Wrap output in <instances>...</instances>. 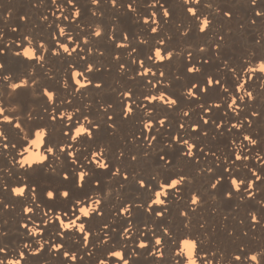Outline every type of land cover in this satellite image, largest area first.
Listing matches in <instances>:
<instances>
[{"label":"bare ground","instance_id":"6f19581e","mask_svg":"<svg viewBox=\"0 0 264 264\" xmlns=\"http://www.w3.org/2000/svg\"><path fill=\"white\" fill-rule=\"evenodd\" d=\"M128 4L132 7L128 8ZM161 4L168 9L169 16L162 15ZM187 7H196L200 19L195 20L186 12L184 0H116L115 5L111 0H100L98 4L93 0H73L72 3L68 0H55V3L53 0H0V63L10 69L5 75L12 77L0 82V103L6 109L0 115V124L4 116L10 115L13 124H22L23 134H28L29 128L39 131L38 126H47L53 133L54 143L60 147L70 144L68 151L76 152L78 157L83 153L89 159L103 151L104 155L96 159L102 163L109 161L115 166L113 171L118 168L128 176L125 181L122 175L111 176L93 165L95 173L84 188L65 186L62 176L65 168L75 167L77 173L88 172L89 168L79 167V164L86 165L83 158L73 165L76 158L65 160L59 151L55 156L47 153L48 166H36L35 170L21 168L18 162L24 157L43 155L45 148L53 145L31 144V140L37 139L33 132L28 142L21 146L17 142L21 139L16 135L18 130L6 126L5 135L16 147L10 144L5 149L0 144V227L7 233L0 244L10 250L23 251L28 264H63L65 258L54 254V250L38 258L40 260L30 256L29 250L36 251L38 244L46 247L49 241L63 243L65 250H71L70 255L78 257V264H96L98 260L105 264H123L118 257L111 256L113 251L123 252L129 264L133 261L153 264L147 251L137 249L140 255L133 252L140 243L147 244L153 252L165 248V262L173 264L175 253L180 251L177 242L186 238L201 244L202 250L196 257L200 264H235L234 257L241 255V250L249 256L264 252V73L259 71L264 57V19L255 14L264 10V0H256V4L251 0H200L199 6L192 0ZM227 11H231V17L224 15ZM205 18L211 26L201 32L197 25L202 26ZM151 27L158 31L151 32ZM97 31L101 36L94 35ZM62 45L67 46L71 54L64 52ZM26 48L35 49L37 60L29 61L23 56ZM158 48L165 56L162 63L155 55ZM168 51L172 52L171 58H168ZM16 52L21 56L17 57ZM41 56L44 57L42 61L39 60ZM141 60L143 66L139 63ZM186 65L195 66L199 72H186ZM89 67L92 72L86 70ZM145 69L150 70L146 76L138 75ZM160 72L164 76H160ZM177 74L190 79L179 78ZM209 76L220 79L221 85H205L203 81ZM25 79L28 86L10 96L12 88L7 85L22 83ZM89 80L92 83L88 87H80ZM193 80L215 90L216 95L209 100L205 94L198 100L187 99L185 94ZM96 84L101 87L96 88ZM233 85L240 91H235ZM44 89L55 94V103L43 94ZM167 91L173 96L167 95ZM129 92L134 95L129 97ZM247 92H251L255 100L250 99ZM145 96L157 97L155 108ZM160 96H164V100L179 97L178 107L164 103ZM233 99L236 104L232 108L224 106L232 104ZM122 103L139 104L140 108L131 118L121 117ZM200 105L213 110L202 111ZM215 105L220 107L217 109ZM13 108L17 109L14 114L9 111ZM253 112L259 115L252 116ZM61 115L65 117L63 124L58 122ZM69 115H74L80 124L87 126L88 120H92L101 128L93 129L91 140L85 138L79 143L67 140L62 131L73 135L78 126L68 120ZM51 116H56L57 121H52ZM200 118L209 120V124L200 125L199 132L193 133L191 129ZM156 119H165L166 127L157 124L158 131L147 132L149 140H145L141 136L143 124H155ZM212 121L221 127H215ZM180 124L184 125L183 129ZM204 132L208 135H203ZM175 135L197 144L203 148V153L193 149L195 157L183 156L182 150L187 152L188 148L183 144L177 146L171 140ZM152 136H157L158 142L151 141ZM245 136L256 139L257 145L244 140ZM165 150V159L170 161L167 167L157 159ZM145 151L149 153L147 157L142 155ZM132 155L136 160L131 159ZM236 156L242 159L236 160ZM252 173L261 179L255 180L248 191L241 185L237 192L231 180L252 183L255 179ZM150 176L155 177L151 182ZM165 176L172 179L184 176L186 183L179 191L169 189V195L161 197L165 205L155 206L157 211L165 210L161 217L149 209L154 207L152 202L156 196L153 193L161 191L160 184L167 183ZM97 179L103 185L102 191ZM137 179H144L147 191L137 185ZM218 180L217 187L211 188L210 185ZM25 185L35 192L26 190L21 197L11 191ZM57 187L61 191L72 187L73 199H83V204L76 205V216H81L80 207L95 206L94 201L102 202L104 215L82 217L77 221L70 211L71 201L62 197L54 201L47 199L46 190ZM229 191L231 197L227 196ZM249 193L255 195L249 196ZM191 197H199L198 205H190ZM122 207L129 208L131 214L117 215ZM26 208L35 211L25 214ZM193 208L195 211L191 210ZM64 212L68 213L63 216L65 223L75 221L78 225L83 222L86 232L82 234L73 228L69 230L70 235H58L65 229L57 228L53 220ZM182 212H188V216H182ZM24 224L28 225L27 229L22 227ZM105 224L109 227L104 228ZM33 229H43V234L28 235ZM164 229L168 230V235L162 237ZM88 232L92 235L81 241V236ZM157 238H162L164 243L153 247ZM0 259H4V254H0ZM7 259L23 262L24 257L9 255ZM242 261L243 264H256L243 257ZM69 264L77 262L69 261Z\"/></svg>","mask_w":264,"mask_h":264},{"label":"snow or ice","instance_id":"6c2138e0","mask_svg":"<svg viewBox=\"0 0 264 264\" xmlns=\"http://www.w3.org/2000/svg\"><path fill=\"white\" fill-rule=\"evenodd\" d=\"M53 2L55 3V0H53ZM72 2H73V0H68V3H72ZM93 2L98 4L100 2V0H93ZM111 2L113 5L116 4V0H111ZM191 2H192V0H184L185 6H186L185 10H186V12L191 14V17L193 19L199 20L200 16L198 15L197 8L196 7H187V5ZM194 2L197 6L200 5V0H194ZM251 3L256 4V0H251ZM127 7L131 8L132 5L128 4ZM159 7L163 10L162 15H164V16L170 15L168 9L164 8V6L162 4L159 5ZM255 14L257 17L264 19V10H262L261 12H256ZM79 15H80V13H77V16H79ZM224 15L231 17L232 13H231V11H227L224 13ZM145 23H148V21L145 20ZM253 23H255V21H253ZM210 26H211V22L207 18H205L203 20L202 26L197 25V27L199 28V31H201V32H206L210 28ZM150 31L151 32H157L158 29L156 27H151ZM60 32H61V34H64L63 29H60ZM94 35L99 37V36H101V32H95ZM185 35H187V34H185ZM25 39H27V37H25ZM220 39L222 41L223 37H220ZM85 43L87 44V41H85ZM40 47L43 48V45H40ZM61 47H63L64 52L71 54V52L69 51V48L67 46L62 45ZM118 47H126V46L125 45H118ZM166 50H167V45L165 44L164 51H166ZM73 51H74V49H73ZM200 51H203V49H200ZM32 52H33V54L31 56L26 55L23 52V56L26 57L29 61L37 60L35 49H32ZM157 54L159 55V57H160L159 60L162 63L165 60V56L162 54V50L158 48L155 52L156 57H157ZM15 55L17 57H20L21 53L16 52ZM167 55H168V58H171L172 52L168 51ZM43 59H44L43 56L39 57V60L42 61ZM147 59H151V57H147ZM139 63L141 66H143L144 61L141 60V61H139ZM86 70L88 72H92L91 67L87 68ZM230 70L232 72H235V69H230ZM8 71H10V69L7 68L6 64L0 63V82L9 81L10 79H12V77L5 75V73ZM149 71H150L149 69H145L144 72L138 73V75L146 76ZM185 71L188 73L195 74V73L199 72V69L196 68L195 66L189 67L186 65ZM249 71L255 72L256 69H249ZM259 71L264 73V57L261 58ZM75 75L79 76V75H83V73H76ZM152 75L155 76L156 73H152ZM159 75L164 76V73L160 72ZM251 78L252 77H250V79ZM237 79H239V77H237ZM32 81H33V83H35L34 77H32ZM76 83L80 84V81L76 80ZM91 83L92 82L89 80L87 84H81L80 87L86 88ZM203 83L209 87H219L221 85V80L220 79L214 80L213 78H211V76H209V77L205 78ZM245 83H247V81H245ZM7 86L12 88V92L9 93V95L12 96L13 94H18V90H22L23 88L27 87L28 86V80L25 79V80H22V83L9 84ZM65 86L67 87L68 85H65ZM95 87L100 88L101 85L96 84ZM209 87H201L200 84L192 82L190 85L189 91L185 94V96L189 100H193V99L198 100L200 95L205 94L209 91ZM241 87H243V86H241ZM233 88L235 91H240V89L236 88L235 85H233ZM193 89H194V91H193ZM76 90L79 91V89H76ZM43 94L46 95L49 100L53 101V103H55V94L53 92H49L47 89H44ZM133 95L134 94L132 92L128 93L129 97H132ZM225 95H227V89H225ZM247 96L250 99L255 100V97L252 95L251 92H247ZM144 99L149 100V105H151L153 108H155V101H156L157 97L145 96ZM159 99L161 101H164V103H166V104L178 107L177 101H178L179 97L177 99H172L171 97H169L168 100H164V96H160ZM240 99H243V97H240ZM234 104H236L235 99H233L232 104L226 103L224 106L227 108H232V106ZM149 105H145V107H148ZM214 107L218 109L220 107V105H215ZM139 108H140L139 104L122 103L120 115H121V117L131 118L132 116H135L136 111H138ZM200 108L202 111H206V112H211L213 110L212 108H205L204 105H200ZM5 110L6 109L3 107L2 103H0V115H2L5 112ZM9 111L14 114L17 111V109L13 108V109H10ZM77 111H79V110L77 109ZM233 111H235V109H233ZM184 115L187 116L188 113L185 112ZM257 115H259V114L256 112L252 113V116H257ZM67 118H68V120L73 121V124L78 125L74 129L73 135H70L69 131H62V133H61L62 136L67 137V140L76 141L78 143L81 142L82 140H84L85 138L91 140L94 137L93 129L99 130L101 128V125L99 123L94 124L92 120H88L87 126H85L83 124H80L79 120L74 119V115H69ZM50 119L52 121H57L56 116H51ZM85 119H87V117H85ZM111 119H112V117H109V120H111ZM58 122L61 124H63L65 122L64 115L60 116ZM114 123L115 122L113 121V124ZM141 123L143 124L142 121H141ZM211 123L217 128L221 127V125L219 123H217L216 121H212ZM157 124L160 127H166L165 119H156L155 124H143V126L141 128V136L145 140H149L147 132L158 131L157 126H156ZM208 124H209V120L200 118L196 122V126L194 128H192L191 131L193 133H198L200 125H208ZM249 124H251V121H249ZM6 126H8L9 129L14 128V129L18 130L16 132V135L18 137H21V139L18 140L17 142L20 143L21 146H23L24 143L28 142L29 135H31L33 132H35V136L37 137V139L31 140V144L37 145L38 147H44L45 145H48V144L53 145V146L46 147L45 148V154H43V155H35V158H32V159H26L27 157H24L21 161L18 162L19 166L21 168H28V169L35 170L36 166H41V167L48 166L49 156L47 155V153H52L53 156H55L56 152L59 151L64 155L65 160H67L69 157L76 158V159H73V165L78 164L79 159L83 158L84 160H86V165L85 164H79V167L80 168H85V167L89 168L88 172L80 171L79 173L76 172L75 167L65 168L62 172L63 183L65 184V186L73 185V186L79 187L80 189L84 188L87 185L88 181L91 179V176L95 173V168L103 169V170L107 171L111 176H114V177L117 175H122L123 179L125 181H127V179H128V176L120 173V170L118 168L115 171H113V168L115 166L111 165L109 161H105L102 163L100 160L96 159V156H103L104 155L103 151L96 152L94 155H92L90 153V155H92L91 159L84 156L83 153H80L79 157H78L76 152L68 151V148H70L71 145L67 144V141H64V143L67 144V147H60L59 144L54 143V141L52 139L53 133L50 129L47 128V126H38L40 128L39 131H35L34 129L29 128L28 134H23L24 128L22 127V124L19 122L13 124V119L10 115L4 116V122H3V124H0V138H2V139H0V144H2L3 148H5V149H7L10 144L12 145L13 148L16 147V144L12 143V141L9 139V136L5 135ZM179 127L181 129H183L184 125L180 124ZM233 127H236V125H233ZM241 127H242V125H241ZM203 135L207 136L208 133L204 132ZM150 139H151V141H157V136H152ZM171 140L173 142H175L177 144V146H179L180 144L187 146V148H188L187 152H184L182 150V155L185 157H195V152L192 151L193 149H195L196 151H198L200 153H203V148H199L197 144H190L189 141L187 139H184L182 135H175V136L171 137ZM244 140H247L249 143H251L254 146L257 145V140L253 139L251 136H245ZM149 147H151V144H149ZM25 151H28V149H25ZM166 154H167V152L165 150V154H163V155L158 154V156H157V159L159 161H162L163 165L165 167H167L170 164V161L165 159ZM121 155H123V153ZM142 155L147 157L149 155V153L147 151H145L142 153ZM213 155H214V153H213ZM136 158L137 157L135 155L131 156L132 160H136ZM235 159L241 160L242 157L236 156ZM233 164H235V160L233 161ZM93 165H95V168L92 167ZM52 171L54 172L55 169H52ZM262 171H264V170H262ZM252 175L255 178L252 181V183H244L243 181L238 183L236 180L233 179V180H231V184L235 186V189L237 192L240 191L241 185H243L244 191H248L249 188L254 186L255 180L261 179V177L259 175H257L256 173H252ZM148 179H149V182H151V180H154L155 177L150 176ZM164 180L167 181V183L160 184V182L157 181V183L160 184L161 191H156L153 193L156 196V199L153 200V202H152L154 207L149 209V211L155 212L157 215H159L161 217L164 216L165 210L162 209L160 211H157L156 207H155V206L165 205V200L162 199L161 197L162 196H168L169 195V191H168L169 189H174L176 191H179L180 186L182 184L186 183L184 176H180L179 179H172L171 176H165ZM96 183L98 185H100L99 190L102 191L103 185H102L101 181L99 179H97ZM136 183L141 189H143L145 191L148 190L144 179H137ZM219 183H220V181L218 180L216 183H212L210 185V187L215 189L217 187V184H219ZM16 189H20V191L17 192ZM26 190L32 191L33 193L35 192V189L29 188L28 185H25L24 187L11 189V191L15 192L18 196H21V197L24 196ZM254 195H255L254 193H249V196H254ZM73 196H74V193H73L72 187H69L68 190H64V191H61V189L58 187L54 188L53 190H46V197L49 201H54L57 199V197H62L66 201H71L72 206L70 208V211H71L72 215L75 216L77 221H80L82 219V217L92 218L94 216L102 217L104 215V212L101 211L102 202L94 201L93 204L95 206H93L91 208H89L87 206L80 207L78 209V211L81 213V216H76V211H77L76 205L83 204V199H73ZM85 196H87V193H85ZM227 196L231 197L232 192L229 191L227 193ZM198 203H199V197H191L190 198V205H198ZM37 207H39V205H37ZM130 207L131 206H129V208ZM129 208H123L122 207V208L118 209L117 215H120L121 213H125V214L130 215L131 213L129 211ZM191 210L195 211L194 208ZM34 211H35V209H33V208L24 209L25 214L33 213ZM43 214L45 216L48 215V213H46V212H44ZM67 215H68V213L64 212L62 214V216H57L53 220V223L57 226V228L65 229L64 233H58V235H61V236L70 235L71 233L69 232V230H71L73 228H76L82 234L86 232V224L83 222L79 223L78 225L76 223H73V221L65 223L63 220V216H67ZM181 215L184 217H187L188 212H182ZM26 218L31 219V216L26 215ZM252 219L256 220V217H252ZM44 223H47V222L44 221ZM65 225H67V227H65ZM22 227L24 229H27L28 225L24 224V225H22ZM103 227L107 228L109 226L107 224H105ZM101 231H103V228L101 229ZM124 231L126 233L128 231L127 228H125ZM42 234H43V229L35 230V231L28 233V235H35V236H41ZM6 235H7V233L3 230L2 227H0V240H2V238L5 237ZM91 235H92L91 232H88L87 235H82L81 241L86 240ZM166 235H168V230L164 229L161 233V236L163 237ZM102 242L107 243V241H102ZM163 243H164V241L162 238H157L155 240L153 247H155L156 245H162ZM181 245H183V246L181 247ZM187 245H191L192 264H200V262L198 261V259L196 257L198 256L199 252L202 250L201 244L198 243L197 240L191 239V238H186V239H183V240H180L177 242V248H179L180 251L175 253V257H179L180 259H176L174 257L173 264H190L189 258L187 260L183 259V257H185V256L189 257V253L186 250ZM24 247H25V249L28 248L27 245H25ZM137 249H143V250L147 251L153 258V264H166L165 259H164L165 251H166L165 248H160L156 252H153L152 249H150L147 244L140 243L137 245L136 249H133L134 253H136L137 255H140L141 253H139L137 251ZM53 250H54V254L65 258L63 261V264H69V261L77 262V264H78V257L76 255H70L71 250H65V245L63 243L53 244L51 241H49L46 247L44 245H43V247H41V244H38L36 247V251L32 252L31 250H29V254L32 257V259L40 260L41 258L45 257L46 254L53 253ZM0 254H4V259H0V264H5V259H7V257L9 255H19L21 257H24V260L22 262L21 260H17V259H7V264H28V258L25 257V254L23 251L17 252L16 250H10L8 247L0 244ZM87 254L89 256L92 255L91 252H89ZM110 254L114 258L118 257L120 260H122L123 264H129V260L124 258L125 254L123 252L113 251ZM213 255H215V254H213ZM158 257H159V259H158ZM242 257L244 259L249 260L250 262L255 261L256 264H261V261L264 260V252L249 256L248 252L241 250V255H237L234 257L235 264H243ZM38 258H40V259H38ZM79 259L82 260V257ZM96 264H105V262L98 260L96 262ZM132 264H136V262L133 261Z\"/></svg>","mask_w":264,"mask_h":264},{"label":"clouds","instance_id":"9594fccd","mask_svg":"<svg viewBox=\"0 0 264 264\" xmlns=\"http://www.w3.org/2000/svg\"><path fill=\"white\" fill-rule=\"evenodd\" d=\"M97 32H99V31H97ZM24 53H25L26 55H29V56H31V55L33 54L31 48H26V49L24 50ZM157 58H158V59L160 58L158 54H157ZM35 155H36V154H31V155L28 156L26 159H32V158L35 157ZM16 191L19 192L20 189H16ZM73 223H75V221H73ZM65 227H67V225H65ZM33 231H35V229H33ZM41 247H43V244H41ZM186 250H187L188 253H189V257H188V258H189L190 264H192L191 245H187V246H186ZM253 255H255V254H253Z\"/></svg>","mask_w":264,"mask_h":264},{"label":"rangeland","instance_id":"374dc122","mask_svg":"<svg viewBox=\"0 0 264 264\" xmlns=\"http://www.w3.org/2000/svg\"><path fill=\"white\" fill-rule=\"evenodd\" d=\"M177 77H179V78H184L185 80L187 79V80H189L190 79V77H184V76H182V75H180V74H177L176 75ZM192 82H195V83H197L196 81H192ZM191 82V83H192ZM199 84V83H198ZM201 87H202V85H200ZM166 94L167 95H169V96H173V94L169 91H167L166 92ZM216 95V92H215V90H213V89H209V91L207 92V93H205V95L204 96H206L207 97V100H209V99H212L214 96Z\"/></svg>","mask_w":264,"mask_h":264}]
</instances>
